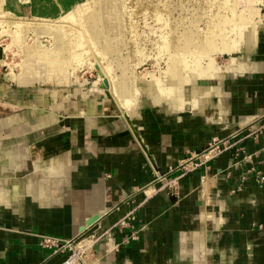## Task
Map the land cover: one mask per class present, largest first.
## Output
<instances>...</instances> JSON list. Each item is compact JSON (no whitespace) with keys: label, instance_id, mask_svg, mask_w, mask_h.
<instances>
[{"label":"crops","instance_id":"0c3cea01","mask_svg":"<svg viewBox=\"0 0 264 264\" xmlns=\"http://www.w3.org/2000/svg\"><path fill=\"white\" fill-rule=\"evenodd\" d=\"M255 39L234 57L240 69L192 83L209 89L198 107L141 93L127 114L140 139L94 86L36 87L30 72L29 83L0 82V264H60L69 252L41 247L42 234L101 236L81 264H264V128L253 120L264 112V18ZM220 139L216 157L178 167Z\"/></svg>","mask_w":264,"mask_h":264},{"label":"bare ground","instance_id":"6f19581e","mask_svg":"<svg viewBox=\"0 0 264 264\" xmlns=\"http://www.w3.org/2000/svg\"><path fill=\"white\" fill-rule=\"evenodd\" d=\"M11 1L13 0H5V2ZM102 1L106 2L108 0ZM231 1L224 0L217 3L219 6L215 7V9H211L212 11L210 12V15L207 16L203 31L198 32V29L196 30L193 25H190V28L187 31H182L181 33L177 32V36L174 32L170 38H164L160 47L161 50L165 49L167 51V53L165 52L166 56L164 54L167 58L165 61L166 68L159 72L157 71L158 73L156 74L155 72L151 73L148 71L137 73L135 68H137V65L143 64V60H137L134 59V57L131 58L132 60L130 59L131 64L130 62H127L126 57L125 63L122 65L120 72H117L118 70L115 71L112 65L106 62V59L108 58L107 53L110 49L111 51L114 50L118 52V45H116V48L114 49L111 40H117L116 42H119L120 40L117 32L111 34L112 30H105V18L102 11L103 3L100 2L95 3L93 7L86 8L83 6L84 8L82 7L79 9L78 13L80 17L78 15L79 20L76 21L81 23L79 28H76L73 23H70V25H72L70 26L66 23L68 20L65 19L60 21L61 23L59 24L53 23L51 18L53 14L51 13H54L55 9L43 8L45 11L41 13L43 16L48 17V19H41V21H46V23H48V27L52 26L48 33H50L53 38L51 46L46 48V50L40 49L38 43L39 28L44 27L46 24L35 25L37 28L35 35L36 39L33 40L32 43H27V40L22 35L23 32L19 33L16 26L15 28L17 30L15 29V33H13V31L5 32H8L12 36L11 44H15L17 42L20 44L19 48L22 51H20V54L18 55L21 61H40L47 64L48 70L55 72V79L43 76L41 79L45 82L50 81L51 83H54V85L61 82L66 83L67 78L74 75L77 67L82 65V63H84L83 60L87 58L91 60L90 63L92 65H94L93 61L97 62H95L96 65L94 67H97L96 69L99 72V81L103 82V87L100 86L101 94H103L105 89H107L117 102V105H120L127 114H131L134 110H136L140 101L137 99V96L140 93H144L149 102L155 105L167 102L170 107L177 106L178 108L184 106L186 103H190L194 108L198 107L199 103H204L206 101L205 97L209 94V89L194 85L192 86V83L195 80H221L224 73L228 70L237 71L242 67V63L238 66L234 65V57H230V62H228L224 67H221L215 62L214 55L222 53L230 55L231 52L240 48L242 42H247L254 38L257 39L260 36V29L263 28V23H260L262 18L259 15V8L238 9L237 5ZM246 1L248 4L259 3L264 5V0ZM2 5L3 0H0V16L3 15L1 8ZM4 11L6 12L7 10L5 9ZM15 11L18 14L21 13L20 8ZM4 15L2 18L0 17V19H3ZM71 15L70 18H72ZM196 17L200 18L198 16ZM256 17H258V20ZM11 18H14V15ZM7 23L11 24L9 21H7ZM20 23L21 22H19V24ZM14 24L17 23L15 22ZM3 45L0 47V53H2L0 62L5 64L6 52L9 51V46ZM140 52H142V50ZM161 52L164 53L163 50ZM67 58L78 61H76V64L73 61L74 63L66 74V77L64 75V77H61L59 76V73L62 71L63 66L66 65L65 63L67 62ZM10 75L14 80L16 74L12 76V73H10ZM28 76L30 75H27V77L18 76V82L29 83L30 80Z\"/></svg>","mask_w":264,"mask_h":264},{"label":"rangeland","instance_id":"374dc122","mask_svg":"<svg viewBox=\"0 0 264 264\" xmlns=\"http://www.w3.org/2000/svg\"><path fill=\"white\" fill-rule=\"evenodd\" d=\"M222 1L224 0H108L106 2H103L102 0H13L11 2H5V0H3V5L1 7L2 14L3 15L5 14L8 17L4 15V18L0 19V21L2 20L0 22L1 24L0 47H2L3 44H4L3 46H9V51L6 52V63L2 64L0 62V82L5 84H12L13 86L16 87L17 80L15 78L23 74L27 75L26 73L30 72L33 73L32 75V78L34 79L33 86L36 87L61 89L66 86V87H70L71 89H75L78 86H82L84 87L85 90H87V88H92L94 86L96 87V91L101 87H103L102 86L103 82L99 81V77H98L99 72L96 69L97 67L96 68L94 67L96 65L95 64L96 61H93L94 65H92L90 63L91 60L87 58L83 60L84 63H82V65H79L77 67L74 75H71L70 78H67L66 83L61 82V83H57V85L56 84L54 85V83H51L50 81L45 83L43 82V80H40L39 78L45 76V74H47V76H49L50 79L56 78L55 72L50 70L49 73L48 70L46 72V67L48 68L47 64H44L43 62L40 61H33V62H27V60L21 61L18 55L20 54V51H22L19 48L20 44L18 42L15 44H11L12 36L5 31H13V33H15L14 31L18 29L19 33L23 32L22 35L27 40V43L28 42L32 43L33 40L36 39L35 35L37 32L36 30L37 28L35 25L46 24L44 27L39 28L38 31L39 47L40 49L46 50V48H49V46H51L53 38L50 35V33H48V31L51 29L52 26L48 27L47 25L48 23H46V21L44 22L41 21V19L44 20L48 19V17L43 16L41 13L45 11L43 10V8L55 9L54 13H51L53 14V16L51 17L53 23L59 24L61 23L60 21L65 19L69 21V22L66 21V23H68L69 25L70 23L71 24L73 23L74 26H76V28H79L81 26V23L76 22L77 20H79L80 17L78 13L79 9H81L83 6L86 8L93 7V5L98 2L103 3L102 11L105 18L104 21V25L106 27L105 30L106 31L112 30L111 34L117 32L120 40L119 42H116L117 40H111L114 49L116 48V45H118L117 48L118 52L114 50L111 51L110 49L107 53L108 58L106 59V62L110 63L115 71L118 70L117 72H120L122 65L125 63L126 57H127V62H130V64H131L130 59L134 57V59L143 60V64L141 65L139 64L137 65V68H135L137 73H141V72L143 73L145 71H148L151 73L155 72L156 74L159 71L164 70L166 68L165 61L167 58L165 56L167 51L165 49H162L164 52L162 53L160 47L161 42L164 40V38L165 39L170 38L174 32L177 36V32L181 33L182 31H187L190 28V25L191 26L193 25L196 30L198 29V32L203 31L205 28L207 16L210 15V12L213 9H215V7L219 6V4L217 3ZM232 1L235 3V5H237L238 9H244V8L255 9L256 7L259 8V15L261 16L262 21L261 22L258 21V22L263 23L264 5L259 3L248 4L246 0H232ZM18 8H20L21 10V13L19 14L15 11ZM5 9L7 10L6 12L4 11ZM9 14L12 16L14 15V18H11L12 16H10ZM70 15L72 16V18H70ZM2 16L0 17L2 18ZM196 16L200 18H197ZM256 19L258 20V17H256ZM7 21L11 22V24L7 23ZM15 22L17 24H14ZM19 22L21 23L19 24ZM15 26L17 29L15 28ZM245 45L246 42H242L240 48L231 52L230 55L223 53L215 54L214 55L215 62L219 66L224 67L225 65H227V62L230 57H238V55L240 54L239 52L242 50V48ZM141 50L142 52H140ZM130 53H132L133 55ZM73 61L76 64V61L78 60H72L70 58H67V62L65 63L66 65L63 66V69L59 73V76L66 77V74L71 69L72 64L74 63ZM13 66H14V70H13ZM10 73H12V76L16 74L14 80L11 78ZM105 93L108 98L114 100V98L107 89H105ZM139 95L137 96L138 100H140L139 98H141V100L143 99L146 100V97L144 95H141L140 97ZM181 109H183V106L181 107ZM257 131H258V127L255 132ZM211 142H217L216 144L219 146H223L225 144L223 139L213 140ZM218 154H216L214 157H216ZM164 182L162 183L164 184ZM173 185L174 184H172V188L168 186L165 187L168 190L172 191L174 190ZM76 244L77 246H80L81 245L80 240H77Z\"/></svg>","mask_w":264,"mask_h":264},{"label":"built area","instance_id":"2783aa9c","mask_svg":"<svg viewBox=\"0 0 264 264\" xmlns=\"http://www.w3.org/2000/svg\"><path fill=\"white\" fill-rule=\"evenodd\" d=\"M256 121H259L258 124V130H261L264 128V114L256 119ZM217 142H211L208 143L206 148L201 150L200 152H194L189 157H185L184 160L181 161V164L178 166L183 172L191 171L192 169L196 168L201 162L210 160L214 158V156L221 151H223L226 146L225 144L223 146H219L216 144ZM196 158V160L194 159ZM259 175V180L262 182L264 181V174ZM156 180L159 182H164V187L168 186L172 188L173 180L166 181L165 175L160 174L157 172ZM163 188V187H162ZM134 216L130 215L127 218L121 220L119 222V226H128L131 221L134 220ZM135 232L132 234V238H136ZM101 236L96 235H90V236H79L78 238L74 239H61L59 237L48 235V234H42L39 235L38 244L46 249L51 250L53 253L57 252H64L65 250L68 251V255L66 258L60 263V264H81L82 257L87 254V252H90L92 250V247L96 242L99 241ZM77 240H80L81 245L77 246Z\"/></svg>","mask_w":264,"mask_h":264},{"label":"water","instance_id":"95a60500","mask_svg":"<svg viewBox=\"0 0 264 264\" xmlns=\"http://www.w3.org/2000/svg\"><path fill=\"white\" fill-rule=\"evenodd\" d=\"M119 107H120V110H121L122 113H123L124 118H126L128 124L130 125L131 129L133 130L135 136L137 137V139H140L138 133H137L136 130L133 128V126H132V124H131V121L129 120V117H128L126 111H125L124 109H122V107H121L120 105H119ZM263 114H264V112H263L260 116H262ZM260 116H259V117H260ZM255 119H257V118H254L253 120H255ZM142 146H143V145H142ZM143 148H145V146H143ZM145 149H146V148H145ZM101 214H102V212H99L98 214H96V215L92 216L91 218H89V219L86 221V223H85V227H86V226H89V225H91L93 222H95ZM85 227H84V228H85Z\"/></svg>","mask_w":264,"mask_h":264}]
</instances>
